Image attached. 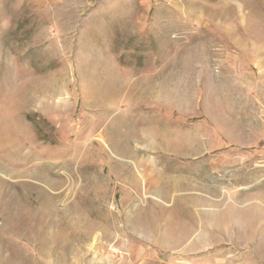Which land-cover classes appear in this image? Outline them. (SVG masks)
Returning a JSON list of instances; mask_svg holds the SVG:
<instances>
[{"label":"rangeland","instance_id":"1","mask_svg":"<svg viewBox=\"0 0 264 264\" xmlns=\"http://www.w3.org/2000/svg\"><path fill=\"white\" fill-rule=\"evenodd\" d=\"M0 264H264V0H0Z\"/></svg>","mask_w":264,"mask_h":264}]
</instances>
